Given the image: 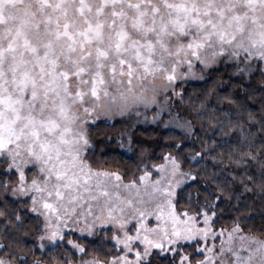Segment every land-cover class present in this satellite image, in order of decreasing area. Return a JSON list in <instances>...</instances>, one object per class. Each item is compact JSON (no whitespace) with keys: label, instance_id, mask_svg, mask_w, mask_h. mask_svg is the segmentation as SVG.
<instances>
[{"label":"snow or ice","instance_id":"snow-or-ice-1","mask_svg":"<svg viewBox=\"0 0 264 264\" xmlns=\"http://www.w3.org/2000/svg\"><path fill=\"white\" fill-rule=\"evenodd\" d=\"M0 264H264V0H0Z\"/></svg>","mask_w":264,"mask_h":264},{"label":"trees","instance_id":"trees-1","mask_svg":"<svg viewBox=\"0 0 264 264\" xmlns=\"http://www.w3.org/2000/svg\"><path fill=\"white\" fill-rule=\"evenodd\" d=\"M200 89V85L198 83H193L191 85V87L189 88V92H191L193 95H195L196 92H198ZM102 128H104V130L112 136H118L120 131L125 127L124 122L117 120L115 122V126H111V125H101ZM158 133L160 135H168V133L163 132L161 129L159 128H155V127H149L147 132L145 131L144 128H138L137 129V136L140 137L141 139L143 138H147L149 133ZM111 147H115L118 148V144H116V142H113V145H111ZM135 147V146H134ZM127 144H125V148L122 150H119L118 152H116L115 154L113 153H109V157L115 155L119 158V162L121 165H126V166H131L132 165V154L131 153H127Z\"/></svg>","mask_w":264,"mask_h":264},{"label":"rangeland","instance_id":"rangeland-1","mask_svg":"<svg viewBox=\"0 0 264 264\" xmlns=\"http://www.w3.org/2000/svg\"><path fill=\"white\" fill-rule=\"evenodd\" d=\"M148 115H149V116H151V112H150V113H148Z\"/></svg>","mask_w":264,"mask_h":264}]
</instances>
